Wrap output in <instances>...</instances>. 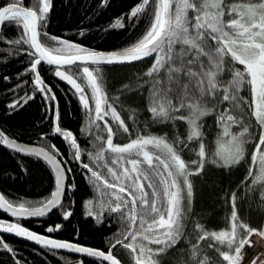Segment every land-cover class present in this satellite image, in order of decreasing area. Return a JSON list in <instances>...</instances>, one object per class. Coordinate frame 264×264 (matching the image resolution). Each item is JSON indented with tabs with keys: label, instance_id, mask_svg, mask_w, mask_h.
<instances>
[{
	"label": "snow or ice",
	"instance_id": "snow-or-ice-1",
	"mask_svg": "<svg viewBox=\"0 0 264 264\" xmlns=\"http://www.w3.org/2000/svg\"><path fill=\"white\" fill-rule=\"evenodd\" d=\"M50 8L51 0H35L33 6H24L23 0H13L7 6L0 7V26L9 22L20 30L19 37L9 43L28 46L25 51L33 59L26 71L35 74L32 83L38 91L46 94V98L56 99L54 95H47L51 90L44 86L38 72L42 62L55 66V75L71 85L86 110L91 111L90 99L94 102L95 117L91 123L104 121L101 131L106 129L107 139L106 144L99 145L93 163L105 160L107 153L113 155L103 165L111 179L93 170L88 163H82L93 178L98 194L99 211L93 210V201L89 200L86 214L94 217L97 223H103L105 212L117 214V222L121 224L119 235L123 238L116 239L106 254L102 250L39 235L17 222L0 221V231L25 237L45 248L66 249L98 258L107 264H120L113 250L121 245L131 252L135 264H158L155 257L166 253L185 237V222L193 202L190 177L201 174L206 163L230 170L241 163L250 162L248 178L252 179L254 186L251 190L261 191L264 197V0H245L239 4H229L227 0H142L131 9L130 14L115 19L109 30L123 29L126 22L134 23L148 12L150 24L147 30L135 43L107 54L88 51L67 40L49 36L44 29ZM6 39L0 40V43ZM49 40L55 45L49 46L46 43ZM73 51L77 54H73ZM149 58H152V64L144 73L146 79L137 86L138 90L147 88V110L159 123L186 122L187 141L199 142L197 159L186 162L182 158L181 153L189 148V144L179 136L172 142L166 137L151 135L138 136L122 145L113 142L116 135L121 131L127 133L129 129L116 108L108 103L99 65L132 64ZM78 62L96 66L92 69L82 67L90 97L74 75L62 70L64 66H69V71L73 66L78 68ZM225 71L231 73L228 81L223 79ZM244 88L249 93L247 98L240 95ZM125 90H128L127 87ZM225 102L241 109L240 120L228 114L230 108L221 110ZM19 106V101H13L9 108ZM209 114H216L217 124L222 125V131L218 133V146L215 152H210V159L206 157L208 149L202 132V118ZM109 115L116 125L115 130L105 119ZM244 116L257 131L250 132ZM232 125L241 126L242 131L233 133L230 130ZM96 127L99 129L100 125ZM54 131L70 142L75 149L74 158L80 161L83 150L73 133L59 126ZM225 137L230 146L227 154L223 150ZM102 139L101 135H96V140ZM0 145L18 153L43 158L56 173L55 189L48 198L39 202V206L31 202L14 205L0 195V209L10 212L12 217L27 218L43 217L59 207L67 219L71 212L63 211L62 197L66 189L74 185L64 182V168L56 157L43 147L19 144L2 131ZM52 148L55 149V145ZM56 152L59 150L56 149ZM236 201V193L224 201L231 206L230 218H226L229 220L226 230L210 232L205 225L194 224L193 234L198 241L211 239L227 249L208 244V248H215L222 260L211 261L207 257L201 260L198 255L200 249L192 244V264H244V249L246 246L252 247L249 237L257 229L240 222ZM60 227H49L47 231H57ZM238 230H243V235ZM260 234L264 236V232ZM152 245L157 247L154 249ZM0 246L13 251L2 239ZM252 264H257L255 258Z\"/></svg>",
	"mask_w": 264,
	"mask_h": 264
},
{
	"label": "trees",
	"instance_id": "trees-1",
	"mask_svg": "<svg viewBox=\"0 0 264 264\" xmlns=\"http://www.w3.org/2000/svg\"><path fill=\"white\" fill-rule=\"evenodd\" d=\"M12 2L13 0H0V7ZM227 2L239 4L245 0H227ZM34 3L35 0H23L24 6H33ZM139 3H142V0H51L44 31L49 36L67 40L88 51L122 50L135 43L145 33L150 24L148 12L134 23L126 22L123 29L109 30V26L115 19L130 14L131 9ZM19 35L20 30L14 23L5 22L2 25L0 40L7 39L4 43H0V131L19 142L39 145L49 150L64 166L66 184L74 187L66 189L62 201L63 211L71 212L67 219L58 207L50 215L42 218L12 221L22 224L24 228L56 239L105 251L116 239L123 238L119 235L121 224L117 222V214L105 212L103 223H97L94 217L86 214V202L95 196V182L90 173L82 167V163H88L93 170L111 179L107 169L103 167L108 163L107 161L93 163L99 145L106 144L107 131L106 129L101 131L104 121L97 120L95 124L91 123L95 117L94 102L90 99L91 111L86 110L78 94L58 80L54 75V69L47 64L41 63L38 72L56 99L46 98L45 93L34 87L32 81L35 75L26 71L33 59L25 51L28 46L9 43ZM46 43L49 46L55 45V42L50 40ZM151 64L152 58L125 65H99L109 98L108 103L116 108L129 129L127 133L121 131L116 135L113 142L124 144L145 135L166 137L172 142L179 136L182 141L189 144V148L182 151V158L186 162L197 159L199 142L187 141L186 122L159 123L154 121L147 110V88L138 90L137 86L146 79L144 73ZM83 66H88L90 69L96 67L79 64L78 68L71 67V71L69 67L66 69L86 88V94L90 97L91 92L83 79ZM223 79L230 80L231 73L225 71ZM126 87L128 90H125ZM47 95L51 96L50 93ZM240 95L247 98L249 95L247 88L242 89ZM13 101H19L20 106L9 108ZM56 106L58 126L62 130L71 131L77 139L78 146L83 150L80 161L74 158L75 149L70 142L61 134L54 132L53 116ZM223 108H230L228 114L234 115L237 120L242 118L241 110L236 108V111L229 102H225L221 110ZM105 119L115 130L116 125L111 118ZM243 119L250 132L257 131L252 124L247 123L246 116ZM202 121L203 140L208 149L206 157L210 159V152H215L218 146V133L222 131V125L217 124L216 114H209L203 117ZM97 124L100 125L99 129L96 127ZM231 130L239 133L242 127L232 125ZM96 135H101L103 139L96 140ZM223 141L226 142L224 138ZM52 145H55V149ZM56 149L59 150L58 153ZM89 153H92V156H89ZM249 167L250 162L241 163L230 170L206 163L201 174L190 177V182L193 184V202L192 210L188 213L185 222V237L166 253L155 257L158 264H192L190 256L192 244H196L200 249L198 255L201 260L206 257L211 261L222 260L218 257L215 248H208V244H216L222 250L227 249L211 239L198 241L193 234L194 224L201 223L210 232L227 227L229 220L226 218H230L231 206L224 201L226 197L230 198L232 193L237 194V215L240 222L247 223L251 228L261 229L264 221V197L261 191L251 190L254 186L252 179L248 178ZM53 188L54 176L42 160L13 152L0 145V192L6 199L14 205L31 202L32 205L39 206V202L50 196ZM3 220L9 218L0 211V221ZM56 225H61L59 230L47 231L49 227L55 228ZM238 231L243 235V230ZM195 232L203 234L199 230ZM0 239L13 250L9 252L0 246V264H64L78 258L77 255L34 245L10 235L0 234ZM113 254L123 264H135L131 252L121 245L114 248ZM81 259L82 264H107L87 256H82Z\"/></svg>",
	"mask_w": 264,
	"mask_h": 264
},
{
	"label": "water",
	"instance_id": "water-1",
	"mask_svg": "<svg viewBox=\"0 0 264 264\" xmlns=\"http://www.w3.org/2000/svg\"><path fill=\"white\" fill-rule=\"evenodd\" d=\"M4 6H7V4L6 5H4ZM4 6H2V7H4ZM1 28H2V26H0V34H1ZM97 52H103V53H105V54H107V53H110V52H112V51H97ZM77 54V53H76ZM38 58V57H37ZM144 61V60H143ZM141 62V61H140ZM42 63H44V62H42ZM79 63V62H78ZM135 63H138V62H135ZM44 64H47V63H44ZM79 64H82V65H91V64H84V63H79ZM48 65V64H47ZM117 65H119V64H117ZM125 65V64H124ZM50 66V65H49ZM50 67H54L55 68V66H50ZM64 67H66V66H64ZM62 70L63 71H65L64 70V68H62ZM55 71H56V68H55ZM55 71H54V73H55ZM66 72V74H69L67 71H65ZM56 76V75H55ZM41 77V76H40ZM56 78L58 79V80H60V81H62L63 83H65V84H67L70 88H72L71 87V85H69L65 80H62L61 78H59V77H57L56 76ZM42 79V78H41ZM78 82V81H77ZM79 83V82H78ZM44 86L45 87H47V85L44 83ZM48 89H49V87H47ZM73 89V88H72ZM74 90V89H73ZM75 91V90H74ZM50 94L51 95H53L52 94V91L50 92ZM53 124H54V127H56V126H58V123H57V106L55 107V110H54V116H53ZM55 129V128H54ZM55 132V131H54ZM10 138V137H9ZM10 139H12V138H10ZM17 141V140H16ZM17 143H19V144H22V145H24V146H27V147H36V148H41V146H38V145H35V144H27V143H23V142H19V141H17ZM2 147H4V148H6V149H8V150H11V151H13V152H16V151H14V150H12V149H9V148H7L6 146H3V145H1ZM45 149V148H44ZM46 151H48L47 149H45ZM49 152V154L50 155H53L50 151H48ZM16 153H18V152H16ZM21 154H25V153H21ZM28 155V154H27ZM31 156H34V155H31ZM54 156V155H53ZM34 157H36V156H34ZM56 157V156H55ZM37 158V157H36ZM38 159H40V160H42L49 168H50V170L52 171V174H53V176H54V188H53V190L55 189V176H56V173L52 170V167L48 164V163H46L45 162V160L43 159V158H38ZM56 159H57V157H56ZM58 160V159H57ZM59 161V160H58ZM60 162V161H59ZM60 164H61V162H60ZM61 166L64 168V166L61 164ZM63 175L66 177V172H65V169H64V173H63ZM65 183L67 182V179H65V181H64ZM52 190V191H53ZM51 191V192H52ZM0 195H1V193H0ZM63 197H64V195H63ZM63 197H62V201H63ZM58 208V207H57ZM57 208H54V209H52L48 214H46L45 216H48V215H50L55 209H57ZM0 211L3 213V214H5L8 218H9V220H3V221H5V222H8V223H12V222H14V221H12V220H14V219H19V220H27V219H37V218H42V217H27V218H23V217H12L11 216V214H10V212H6V211H4L3 209H0ZM45 216H43V217H45ZM22 225V224H21ZM263 228H264V225H263ZM30 231H32V232H34V233H37V234H39V235H43V236H46V237H49V238H53V239H56V238H54V237H52V236H50V235H47V234H42V233H38V232H35V231H33V230H31L30 229ZM0 234H2V235H10V236H13V237H16V238H18V239H21V240H24V241H26V242H29V243H31V244H34V245H39V246H42V245H40V244H37L36 242H34V241H31V240H28V239H26L25 237H21V236H16V235H14V234H11V233H8V232H3V231H0ZM56 240H60V239H56ZM60 241H65V240H60ZM68 242H72V241H68ZM72 243H76V242H72ZM76 244H78V243H76ZM113 244H115V242L113 243ZM112 244V245H113ZM79 245H81V246H86V245H82V244H79ZM112 245L107 249V250H105L104 252L107 254V252H108V250L112 247ZM86 247H89V246H86ZM90 248H93V247H90ZM49 249V248H48ZM93 249H97V248H93ZM248 249V247L246 246L245 247V249H244V253H245V251ZM51 250H53V249H51ZM97 250H100V249H97ZM56 251H60V252H66V253H69V254H73V255H77V256H80V257H82V256H86V255H84V254H79V253H74V252H71V251H69V250H66V249H60V250H56ZM103 251V250H102ZM114 255V254H113ZM115 256V255H114ZM116 257V256H115ZM117 258V257H116ZM98 259V258H97ZM118 259V258H117ZM100 260V259H99ZM119 260V259H118ZM120 261V260H119ZM105 263H107V262H105ZM120 264H123L121 261H120Z\"/></svg>",
	"mask_w": 264,
	"mask_h": 264
},
{
	"label": "rangeland",
	"instance_id": "rangeland-1",
	"mask_svg": "<svg viewBox=\"0 0 264 264\" xmlns=\"http://www.w3.org/2000/svg\"><path fill=\"white\" fill-rule=\"evenodd\" d=\"M73 52H75V51H73ZM238 67H240V66H238ZM90 92V91H89ZM147 97H148V94H147ZM236 109V108H235ZM240 109V108H239ZM241 110V109H240ZM236 111H237V109H236ZM108 117H110L111 118V115H109ZM231 130V129H230ZM232 131V130H231ZM233 133H235L234 131H232ZM225 139V141H227V137H225L224 138ZM130 142V141H129ZM126 143H128V142H126ZM125 144V143H124ZM122 145V144H121ZM229 148H230V146L225 142V143H223V150L225 151V154H227V151L229 150ZM110 157H112V154L111 153H107L106 154V159H105V161H107V162H109V158ZM98 194H97V192H96V188H95V196L93 197V198H91V199H88L87 200V202L89 201V200H92L93 201V204H92V208H93V210H97V211H99V208H98ZM87 202H86V205H85V207H86V211H88V208H89V205L87 204ZM227 229V227H225V228H222V229H219V230H217V232L218 231H221V230H226ZM260 232L261 231H259V230H257V232H255V233H253L251 236H254V234H260ZM264 232V231H263ZM250 236V237H251ZM249 237V238H250ZM263 237V239H264V236H262ZM130 242V241H129ZM251 245H252V243H251ZM152 247L155 249L157 246H155V245H152ZM248 250V249H247ZM256 256L254 257L256 260H257V264H264V249H261V248H259L257 251H256V254H255ZM244 256H248V255H245L244 254ZM70 261H73V260H70ZM70 261H67L66 263H68V262H70ZM224 264H226V262H224ZM250 264H252V262L250 263Z\"/></svg>",
	"mask_w": 264,
	"mask_h": 264
},
{
	"label": "bare ground",
	"instance_id": "bare-ground-1",
	"mask_svg": "<svg viewBox=\"0 0 264 264\" xmlns=\"http://www.w3.org/2000/svg\"><path fill=\"white\" fill-rule=\"evenodd\" d=\"M1 195H2V193H1ZM249 240L252 243V247L249 248L248 254H245V255H248V256H244V264H250L252 262V260L256 256L255 255L256 254V251L259 248L264 249V239L261 236V234H254V236H251L249 238ZM64 264H81V262L77 259V260H73V261H70V262L64 263Z\"/></svg>",
	"mask_w": 264,
	"mask_h": 264
},
{
	"label": "flooded vegetation",
	"instance_id": "flooded-vegetation-1",
	"mask_svg": "<svg viewBox=\"0 0 264 264\" xmlns=\"http://www.w3.org/2000/svg\"><path fill=\"white\" fill-rule=\"evenodd\" d=\"M248 251H249V247H248V250H246L244 254H248Z\"/></svg>",
	"mask_w": 264,
	"mask_h": 264
}]
</instances>
